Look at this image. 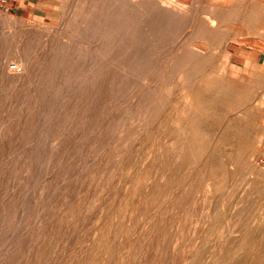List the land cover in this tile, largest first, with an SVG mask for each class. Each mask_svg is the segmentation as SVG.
Returning a JSON list of instances; mask_svg holds the SVG:
<instances>
[{
    "label": "bare ground",
    "instance_id": "1",
    "mask_svg": "<svg viewBox=\"0 0 264 264\" xmlns=\"http://www.w3.org/2000/svg\"><path fill=\"white\" fill-rule=\"evenodd\" d=\"M178 1L72 0L76 8L54 33L45 34L43 56L34 65L15 43L10 51L0 50V83L26 84L12 118L16 136L32 129L16 156L22 175L30 166L31 143L43 141L37 153L38 177L22 197L18 232L28 237L38 264H162L165 259V264H264L261 210L236 239L227 240L238 225L227 189L234 172L253 169L247 135L254 134L256 147L264 124L231 123L226 133L236 137L219 160L209 153L212 144L202 140L209 132L202 120L226 106L255 117L248 112H258L257 104L264 103L258 88L264 76H256L253 85L236 84L225 75L228 67L236 66L228 58L218 63L213 49L177 42L185 27L189 37L220 41L226 36L218 26L223 21L218 10L205 11L197 20L172 6ZM259 6L260 11L243 12L239 20L264 22L263 3ZM256 33L264 39V27ZM13 53L15 63L10 65ZM5 127L2 123L0 139ZM43 128L50 131L44 138ZM67 137L69 148L64 146ZM66 148L79 149L75 178L67 194L54 201V193L63 187L54 178L55 168ZM193 189L201 192L202 201L197 219L191 220L190 230L197 234L182 244L180 230L188 221L183 207ZM5 220L4 214L1 226ZM10 244L3 246L0 264H8ZM186 247L193 250L185 254Z\"/></svg>",
    "mask_w": 264,
    "mask_h": 264
},
{
    "label": "rangeland",
    "instance_id": "2",
    "mask_svg": "<svg viewBox=\"0 0 264 264\" xmlns=\"http://www.w3.org/2000/svg\"><path fill=\"white\" fill-rule=\"evenodd\" d=\"M157 1L161 3L163 2L166 4L170 3L169 0H157ZM71 2L72 0H0V46H2L0 47V50L6 49L7 51L8 47L9 49L12 50L13 47L11 46L12 47L11 48L10 45L16 44L17 46H20L18 47V49L20 48L19 51L21 50V52H24L26 57L28 56L31 62L30 63L31 66L34 65L36 61H39L43 56V49L41 47L45 40V34L54 33L56 31V28L61 26V24H63L62 20L67 15V12L76 8L74 7V4L70 5ZM238 2H240L241 4L238 5ZM259 2L263 3V10H264V0H234L232 2H226L224 0H180V2L178 1L177 4H172V6H174L175 8L179 10H182L183 12L187 14L193 13L195 19L197 20H200L202 17L206 16L205 13H203L205 11L211 12L212 10L213 12L214 10H216L214 12H217L218 10V15H217L218 18H223V21L220 22L222 24L219 23L218 26L222 28L224 34L226 32L225 34L226 36L223 40H220V41L205 39L198 35L189 37L188 35H186V31H185L186 27L185 28L183 27L184 29L181 28L183 29L182 32L184 31L182 33L184 35L182 36V38L185 40L181 38L177 42L188 44V45L191 44L194 47H197V48L199 47L202 49H205V48L211 49V50L213 49L212 50L214 52L213 56L217 60L218 63L224 60V58H228L231 63L236 65L235 66L236 68L228 67L225 72V75L229 79H232L231 80L232 82L236 84H238L239 82V85H253L256 82L255 81V78H257L256 76L258 75L264 76V39L260 38L258 34L256 33L260 27H264V22L255 21L252 23H247V22L245 23V22L240 21L239 18L244 15L243 12H251V11L256 12V8H257V11H260L262 8L259 6ZM181 26H183V24ZM250 28L256 29L255 32L253 33V31H251ZM12 37L13 39H11ZM43 38L44 40H42ZM4 40L6 41L5 43H4ZM180 40H183V41H180ZM206 40L207 42H209L207 43V45L206 43H204L206 42ZM218 43H221V45ZM207 46H209V48ZM9 49L8 51H10ZM28 52L30 53L28 54ZM13 54L10 56L11 59L9 60V63H8L10 65L11 63L12 64L15 63L16 54L15 53ZM215 73L218 74L216 70H215ZM9 83L10 82L8 81L0 83V89H1L0 90L1 91L0 93V101H1L0 102V120H1L0 127L2 123H4L6 126L5 127L6 136L4 135V138L0 139V167H1L0 168V174H1L0 175L1 176L0 177V221L2 219V216L4 214L6 215V220H5L6 222H4L2 226L0 225V245H1L0 254L4 256L3 252L6 248L3 246H5L6 243H8L9 245L11 242L10 246L9 247L7 246L10 250L8 254L9 256L8 264H14V263L16 264H24V263L25 264H38L39 255H35V253L32 252V250H29L30 243H29V240L27 239L28 237L25 238L23 234L21 233L18 234V232L20 230V227H22V224H21L22 219L20 217V206L23 201L22 197H24L26 193L25 190L28 189L31 185L33 186L35 183V180L38 177L36 166L40 158L37 157V153H39L40 149H42L41 143L43 141L40 140V142L38 143L36 142L31 143L32 148L30 150H29V147L26 149V151L29 150V152H27L28 153L27 158L30 159L31 161H28L30 165L28 168V171L24 172L23 170L24 173L22 175L21 174L22 167L20 166V163H17L16 156L21 150L22 148L21 146L24 145L25 143L24 141H29L32 129H31V126H29L30 128H27L26 130H24L22 134H20L19 136L21 138H19L18 136H16V132H15L16 122H17L16 118L14 119L12 118L15 115L14 113L15 110L19 106V103H20L19 99L21 98V96L23 95V92L25 91L26 84H23L22 82V83H10L12 85H9ZM258 88L264 92V82L258 83ZM73 105H74L73 103L69 104V106H72V107ZM263 105L264 103L257 104L256 107H257L258 112L254 110H250L248 112L249 114H255V117L243 116L242 112L238 111V109L226 106L224 108V112H220L219 115H216L215 117L210 116L207 119H203L202 121L204 123L202 124V127L207 128L209 132L207 134L202 135V140H203V143H205V145L212 144V146L210 147L211 149L209 150L210 155L214 156L216 160H219L224 150L226 151L228 149L229 143H231L233 139L236 137V135L233 136V135H229L226 133L229 129H231L230 128L231 123L236 122L239 124H249L253 122L255 123L259 122V123L264 124V106ZM5 118L7 120L8 118H11V122L7 123V120ZM29 130L31 131L29 132ZM45 133L47 135L48 134L50 135L49 129L43 128L40 131V137L42 138L46 137ZM253 137H254L253 133L247 135V138L249 141L247 144L248 146L247 149L250 154L249 160L251 161L250 162L248 160V162L251 166H253V169L246 173H243V170L241 169H239L240 171L238 170L239 173L238 171L234 172V174L231 177L233 180L230 181L229 187L227 189L228 193L232 195L229 201V205H231L230 211L234 210V212H238L237 221L238 222L240 221V224L237 222L238 225H236V227L230 233V235L227 234L228 241H232L233 239H236V237H238L245 230L243 228H246L248 224L252 223V221L255 218L260 216L261 211L262 213L264 212V206H263L264 205V192L261 191L264 188V183H263L264 182V132L262 133L259 145H257L256 147L252 145ZM16 141L18 144H16ZM70 142H71V138L69 139V137H67L65 139L64 146L65 147L68 146L69 148ZM29 143L30 142H28V144ZM68 148H66L67 150L63 153L65 154L64 158L66 160L63 158L61 161V165H58L55 168L54 178H56L57 181H60L63 187L59 188L57 192L54 193V199H53L54 201L56 200V198H57V201L60 200L59 197L67 194L68 189L70 190V187L72 186V182L74 180V179L72 180V178H75L74 170L72 171V169L75 168L76 166L75 163H77V160H79V154H78L79 149L76 151L77 148L75 149L74 148L68 149ZM74 150H75V155L72 156L73 155L72 152ZM5 170L6 171L8 170V171L6 172ZM15 173H16V176H15ZM65 173L66 174L68 173L67 178L61 181L62 180L61 178L64 177ZM242 184H244V186L249 185V187L247 186L249 190L248 189L246 190V186L244 188ZM5 187L7 188L8 192ZM239 187L241 190L238 189ZM191 192L190 193L192 196H190V198L187 199V204H185V206L183 207V209L188 211L187 212L188 221L184 225L185 226L184 231L180 230V234L183 235L181 242L184 241L182 242V244L191 242L197 234V233L196 234L192 233L191 231L192 228L190 230V227H193L194 223L192 224V221L197 219V216L200 211V206L202 205L201 204L202 201L200 200L201 192L194 190V189ZM196 197L197 199L195 200ZM192 204H194L193 206H195L194 209H193ZM234 208H236L237 210ZM33 209L34 208L32 207L31 209L32 215L34 212ZM190 215L192 217H190ZM27 221L28 219H26L24 223H26ZM245 221H249V223ZM219 224L220 226L222 225L220 222ZM241 224L242 225L244 224V226L241 227L240 226ZM12 228H14V230H12ZM239 230L240 231L242 230V231L240 232ZM188 232H190V234ZM170 233L167 235V238L170 237L171 235ZM188 234L189 236H187ZM12 235L13 236L17 235V236L16 238H12L10 237ZM163 245H164L163 246L164 249L166 250L167 243H163ZM25 250L29 251V253H26ZM192 250H193V247H186L184 248L182 252H185L186 254V252H190ZM165 255L167 254L165 253ZM17 259H19V261ZM166 261L168 262V260L165 259L162 264L167 263Z\"/></svg>",
    "mask_w": 264,
    "mask_h": 264
},
{
    "label": "crops",
    "instance_id": "3",
    "mask_svg": "<svg viewBox=\"0 0 264 264\" xmlns=\"http://www.w3.org/2000/svg\"><path fill=\"white\" fill-rule=\"evenodd\" d=\"M224 1H226V2H232V1H234V0H224Z\"/></svg>",
    "mask_w": 264,
    "mask_h": 264
}]
</instances>
